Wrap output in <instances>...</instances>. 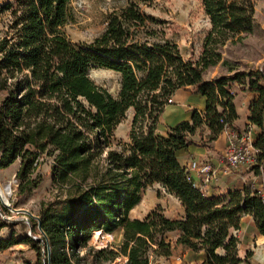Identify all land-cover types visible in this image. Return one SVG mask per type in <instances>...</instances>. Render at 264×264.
<instances>
[{"label":"trees","instance_id":"16d2710c","mask_svg":"<svg viewBox=\"0 0 264 264\" xmlns=\"http://www.w3.org/2000/svg\"><path fill=\"white\" fill-rule=\"evenodd\" d=\"M153 1L128 0L108 14L99 36L84 43L73 42L66 32L71 0H8L0 5L6 18L0 36V169L20 159L16 177L26 194L42 178L32 176L39 157L53 155L52 182L58 189L54 198L41 203V240L27 238L36 249V262L27 259L24 264H113L120 256L127 258L124 264H150L152 253L172 255L166 238L170 222L161 206L144 219L129 213L148 185L143 144L155 137L160 115L179 88L191 86L206 97V107L169 126L170 136L186 145H208L239 117L234 83L248 87L256 94L249 122L260 129L253 143L264 158V65L239 71L223 50L253 32L254 0H202L211 26L196 58H185L163 21L145 11L143 5ZM218 65L235 72L207 78V71ZM92 67L120 75L117 96L90 77ZM130 108V140L114 145L115 130ZM204 125L210 130L205 140L189 137ZM262 167L253 169L264 177V162ZM190 187L203 194L191 181ZM260 198L264 204V187ZM242 209L193 223V232L206 238L200 264L243 262L239 238L231 233L241 228ZM8 225L0 217V233ZM119 228L120 246H89L93 232ZM187 238L184 234L180 242ZM15 243L13 237H0V251Z\"/></svg>","mask_w":264,"mask_h":264},{"label":"rangeland","instance_id":"374dc122","mask_svg":"<svg viewBox=\"0 0 264 264\" xmlns=\"http://www.w3.org/2000/svg\"><path fill=\"white\" fill-rule=\"evenodd\" d=\"M6 1L8 0H0V5ZM127 1L71 0L72 20L66 26L67 35L75 43L93 41L104 30L108 14L125 5ZM254 4L253 32L241 42L228 44L223 48L225 58L239 71L256 70L264 65V0H254ZM143 8L147 13L163 21L167 36L179 45L185 58H196L199 55L206 31L211 26L202 0H154L151 5H143ZM5 20L6 18L0 15V36ZM234 72H228L227 67L218 65L210 68L206 77L212 79L217 75L234 74ZM89 75L114 96L118 95L120 75L117 72L92 67ZM235 84L238 87L241 86L238 83ZM133 116L134 109L130 108L126 113V118L115 130L114 145L130 140ZM186 147L183 139L170 136L167 128L159 129L158 126L155 137L143 144L142 156L145 161L148 185L142 193L140 202L130 211L129 215L132 218L144 219L152 210L161 206L170 222L166 238L172 242L173 246L172 255L169 257L152 253L150 264H186L184 260L179 259L183 257V250L206 241L203 233L193 232V223L218 215L229 216L238 211V208L233 206L216 207L213 201H205L194 193L184 171L185 165L191 158L185 153ZM53 161L54 156L47 153L39 157L32 176L41 175L42 178L38 186L26 194L20 192V180L16 177L20 159L0 169V185L4 190L9 191L8 185L12 181L13 192L9 200L0 199V207L8 216L5 220L10 222V225L2 229L0 237H13L16 241L15 244L0 251V264H24L27 259L33 263L36 262V249L27 238L29 236L34 240H41L42 233L38 226L35 227L36 216L41 203L54 198L58 192L52 182ZM246 167L252 168V165ZM261 184H264V177L258 183V185ZM3 201L8 205L4 206ZM241 208L244 207L241 206ZM241 215V228L231 229V233L239 238L238 256L243 259L240 264H264V206H256L255 209L246 213L241 211ZM94 233L88 244L95 248L105 246L116 248L123 240L121 228L113 233L102 232L99 239H94ZM184 234L188 238L185 242H180ZM41 244L43 246V242ZM84 251L86 248L82 249V252ZM217 251L224 253L221 248ZM126 259L120 256L113 264H124Z\"/></svg>","mask_w":264,"mask_h":264},{"label":"crops","instance_id":"0c3cea01","mask_svg":"<svg viewBox=\"0 0 264 264\" xmlns=\"http://www.w3.org/2000/svg\"><path fill=\"white\" fill-rule=\"evenodd\" d=\"M234 85V88L239 90L234 99L239 117L233 126L223 130L218 138L208 145H187L185 153L191 156L190 160L208 161L217 171L216 179L205 187L203 194H198L202 199L213 201L212 203H215L216 207L233 206L238 208L242 206L244 207L242 211L246 213L255 209L256 206H264L260 198L263 188L258 185L263 177L255 173L254 166L252 168L241 166L235 170L229 169L225 154L241 142L245 132L249 131L251 138L255 140L260 129L249 122L250 104L256 94L250 91L248 87H238L235 83ZM205 107V96L194 92L191 86L179 88L173 95L172 102L165 106L160 115L158 128L168 129L169 126H174L182 120H190L194 109L203 111ZM209 132L208 126L204 125L189 137L201 142L202 139H206ZM205 257L204 243H202L185 248L183 257L179 259L184 260L186 264H200Z\"/></svg>","mask_w":264,"mask_h":264},{"label":"built area","instance_id":"2783aa9c","mask_svg":"<svg viewBox=\"0 0 264 264\" xmlns=\"http://www.w3.org/2000/svg\"><path fill=\"white\" fill-rule=\"evenodd\" d=\"M172 102V98L169 100ZM241 142L229 149L225 154V159L229 169L239 168L241 166L258 165L260 170H263L262 162L264 158L260 159L259 154L262 152L261 149L254 146V140L250 136V132H245L241 138ZM185 172L189 180L192 183V186L202 193L205 187L211 184L212 181L216 179L217 171L216 169L208 162L204 160L192 159L185 166ZM262 188L264 184H261ZM12 181L9 182V191L4 190L3 193H0V199L3 198L9 200V197L12 196ZM3 205L6 206V202L3 201ZM0 217L5 220L8 219V216L5 214V211L0 207Z\"/></svg>","mask_w":264,"mask_h":264},{"label":"bare ground","instance_id":"6f19581e","mask_svg":"<svg viewBox=\"0 0 264 264\" xmlns=\"http://www.w3.org/2000/svg\"><path fill=\"white\" fill-rule=\"evenodd\" d=\"M9 186V185H8ZM4 192V188L0 185V193ZM102 232L98 231L94 233V239H99L101 236Z\"/></svg>","mask_w":264,"mask_h":264},{"label":"water","instance_id":"95a60500","mask_svg":"<svg viewBox=\"0 0 264 264\" xmlns=\"http://www.w3.org/2000/svg\"><path fill=\"white\" fill-rule=\"evenodd\" d=\"M36 218H37L38 223H39L38 227H39V229L41 231V226H40V222H39L38 216H36ZM41 233H42V231H41ZM47 251H48V259H50V246L49 245H47ZM49 264H50V262H49Z\"/></svg>","mask_w":264,"mask_h":264}]
</instances>
